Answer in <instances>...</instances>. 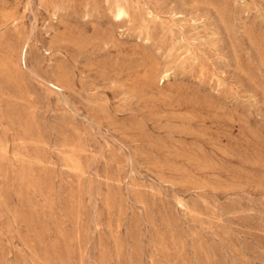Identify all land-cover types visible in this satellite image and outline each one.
<instances>
[{"label":"rangeland","instance_id":"1","mask_svg":"<svg viewBox=\"0 0 264 264\" xmlns=\"http://www.w3.org/2000/svg\"><path fill=\"white\" fill-rule=\"evenodd\" d=\"M0 264H264V0H0Z\"/></svg>","mask_w":264,"mask_h":264},{"label":"bare ground","instance_id":"2","mask_svg":"<svg viewBox=\"0 0 264 264\" xmlns=\"http://www.w3.org/2000/svg\"><path fill=\"white\" fill-rule=\"evenodd\" d=\"M113 11H114V15L117 17V19L120 17H124V16L128 15V9L123 4H116ZM26 53H27V46L23 45L22 47H20L18 53H16V55H18V60L25 63Z\"/></svg>","mask_w":264,"mask_h":264}]
</instances>
